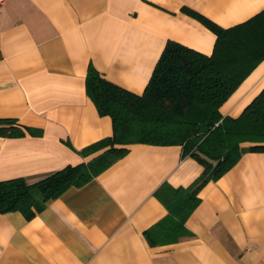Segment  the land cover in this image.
I'll list each match as a JSON object with an SVG mask.
<instances>
[{
	"label": "crops",
	"instance_id": "obj_1",
	"mask_svg": "<svg viewBox=\"0 0 264 264\" xmlns=\"http://www.w3.org/2000/svg\"><path fill=\"white\" fill-rule=\"evenodd\" d=\"M262 9L264 0H4L0 118L16 119L24 133L0 135V180L34 183L102 152L83 153L113 134L112 117L87 90L91 67L141 94L169 41L211 54L208 20L227 28ZM263 87L264 60L222 114L236 118ZM127 148L35 217L0 213V264L264 263V151H245L201 186L188 234L151 246L145 231L168 213L157 191L191 186L204 166L178 144Z\"/></svg>",
	"mask_w": 264,
	"mask_h": 264
},
{
	"label": "trees",
	"instance_id": "obj_2",
	"mask_svg": "<svg viewBox=\"0 0 264 264\" xmlns=\"http://www.w3.org/2000/svg\"><path fill=\"white\" fill-rule=\"evenodd\" d=\"M207 23L217 36L213 52L207 55L169 41L141 94L91 67L87 90L100 114L112 117L113 134L83 153L102 152L34 183L23 177L0 180V213L20 211L27 219L35 217L48 200L68 187L86 184L123 158L130 144H178L185 156L203 164L204 171L189 187L165 184L157 191L168 213L144 236L155 246L188 234L185 221L201 200V186L223 175L245 151H264V87L236 118L221 112L222 105L264 60V9L227 28ZM22 128L14 118H0V135H21Z\"/></svg>",
	"mask_w": 264,
	"mask_h": 264
},
{
	"label": "built area",
	"instance_id": "obj_3",
	"mask_svg": "<svg viewBox=\"0 0 264 264\" xmlns=\"http://www.w3.org/2000/svg\"><path fill=\"white\" fill-rule=\"evenodd\" d=\"M3 2H4V0H0V7L2 6ZM243 264H264V263L244 262Z\"/></svg>",
	"mask_w": 264,
	"mask_h": 264
}]
</instances>
